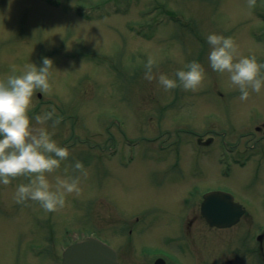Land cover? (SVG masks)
<instances>
[{
	"label": "rangeland",
	"instance_id": "1",
	"mask_svg": "<svg viewBox=\"0 0 264 264\" xmlns=\"http://www.w3.org/2000/svg\"><path fill=\"white\" fill-rule=\"evenodd\" d=\"M263 16L264 0L253 8L246 0H0V78L13 65L21 74L53 60L51 91L36 92L30 115L55 108L53 119L62 117L55 129L43 125L70 153L49 181L80 177L79 194L56 212L16 203L27 177L0 184V264H61L63 245L90 234L114 247L120 264H153L159 254L167 264H251L250 251L207 236L183 249L187 216L210 187L231 188L251 216L220 232L197 222L193 234H238L241 247L264 225V152L243 136L264 118V87L241 101L229 74L212 70L207 42L231 37L240 57L264 59ZM149 56L152 81L144 78ZM192 61L205 70L199 88L165 91L159 75L178 81ZM234 145L241 156L230 155Z\"/></svg>",
	"mask_w": 264,
	"mask_h": 264
},
{
	"label": "clouds",
	"instance_id": "2",
	"mask_svg": "<svg viewBox=\"0 0 264 264\" xmlns=\"http://www.w3.org/2000/svg\"><path fill=\"white\" fill-rule=\"evenodd\" d=\"M249 8L255 7L257 0H246ZM207 42L211 46L208 56L212 70L229 74L230 82L236 86L241 101H247L250 91L259 94L264 86V63H259L255 56L240 57L238 45L233 38L210 34ZM156 61L149 56L145 65L144 78L152 81L153 67ZM53 60L42 59V66L30 63L21 74H12L0 78V184L9 185L12 179L27 177V184H20L15 193L16 203L28 200L38 202L46 212H56L65 207L66 197L79 194L80 177H55L51 183L47 178L60 168L61 162L69 158L67 147H61L53 139L55 132L43 125L52 121V128L61 122L62 117L55 116L56 110L43 115L31 116L34 108L33 97L37 91H51L50 76ZM187 70H178L177 79L159 75V84L165 91L182 87L185 91H196L205 78V70L199 62L192 61L185 65ZM35 125H40L37 128ZM73 170L86 177L88 172L84 164L76 161Z\"/></svg>",
	"mask_w": 264,
	"mask_h": 264
},
{
	"label": "water",
	"instance_id": "3",
	"mask_svg": "<svg viewBox=\"0 0 264 264\" xmlns=\"http://www.w3.org/2000/svg\"><path fill=\"white\" fill-rule=\"evenodd\" d=\"M202 212L211 224L226 226L235 223L243 209L228 196L209 193ZM63 264H119V260L114 249L94 237H86L65 250ZM156 264H163V261L158 259Z\"/></svg>",
	"mask_w": 264,
	"mask_h": 264
},
{
	"label": "flooded vegetation",
	"instance_id": "4",
	"mask_svg": "<svg viewBox=\"0 0 264 264\" xmlns=\"http://www.w3.org/2000/svg\"><path fill=\"white\" fill-rule=\"evenodd\" d=\"M255 128L258 131V138L256 142L259 145V151L261 150L264 152V142H263L264 141V121H260L256 125ZM263 158H264V154L262 155V160L260 161V164L264 160ZM196 219L197 217L193 216L192 213H190V215L187 216V225H188L187 227L188 228H186V231L188 232L187 238H189L190 243L194 241L192 238L193 234H190V230H191V226L195 223ZM258 236L259 235H255V236L248 235L245 238L244 237L241 238V247L239 246V249L241 248L242 252L247 253L248 251H250L252 255L255 257L252 260L251 264H264V236L260 238ZM229 262L232 263V260H230Z\"/></svg>",
	"mask_w": 264,
	"mask_h": 264
}]
</instances>
